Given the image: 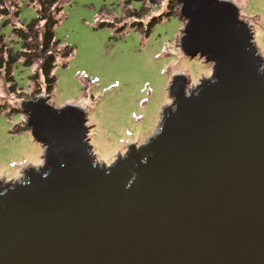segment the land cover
Here are the masks:
<instances>
[{
  "label": "water",
  "instance_id": "water-1",
  "mask_svg": "<svg viewBox=\"0 0 264 264\" xmlns=\"http://www.w3.org/2000/svg\"><path fill=\"white\" fill-rule=\"evenodd\" d=\"M176 1L211 75L172 78L145 145L106 166L83 108L18 105L43 165L0 183V264H264L263 61L232 2Z\"/></svg>",
  "mask_w": 264,
  "mask_h": 264
},
{
  "label": "rangeland",
  "instance_id": "rangeland-1",
  "mask_svg": "<svg viewBox=\"0 0 264 264\" xmlns=\"http://www.w3.org/2000/svg\"><path fill=\"white\" fill-rule=\"evenodd\" d=\"M228 1L249 26L264 67V0ZM58 2L62 12L55 39L72 53L56 60L53 91L47 94L42 85L37 92L29 81L37 72V61L29 69L22 67V60L15 66L13 94L8 93L0 75V183L19 180L27 169L43 165L44 149L30 135L18 107L21 102L47 95L48 104L55 109L66 105L83 108L92 155L109 166L129 146H143L156 134L163 109L172 104L169 87L174 76L184 75L193 88L211 75L210 63L185 58L179 50L185 21L179 17L176 0L144 5L142 20L125 18L126 11L138 12L143 7L132 0ZM1 8L7 15L0 17V33L16 49L19 41L12 35V27L25 26L37 17V0H2ZM168 11L174 16L154 24L146 35L149 21ZM4 22L9 26H3Z\"/></svg>",
  "mask_w": 264,
  "mask_h": 264
},
{
  "label": "trees",
  "instance_id": "trees-1",
  "mask_svg": "<svg viewBox=\"0 0 264 264\" xmlns=\"http://www.w3.org/2000/svg\"><path fill=\"white\" fill-rule=\"evenodd\" d=\"M132 1L142 3L143 7L138 12L131 13L126 11L128 13L127 15L125 13L126 19L134 17L142 20V12L146 8L144 5L156 6L157 3L156 0ZM37 6V17L33 21L25 26L12 27V35L19 41L17 42L18 48L15 49V47L9 45L0 33V75L3 76V83L7 86L9 94H13L17 86L13 71L20 60H22V67L26 69H29L35 63L34 61H37V72L29 76V81H32L37 86V92L42 90L43 85L45 92L49 94L53 91L56 83L53 75L56 60L59 57L66 59L72 53V50H68L67 47L62 49L60 41L55 39L54 29L60 21L59 15L62 12L58 0H37ZM1 7L2 0H0V17H5L7 13ZM14 15L15 18H18V11ZM172 16L174 15L168 11L158 17H153L146 26V35H148L154 24ZM3 26H9V24L4 22ZM131 27H135V24H132Z\"/></svg>",
  "mask_w": 264,
  "mask_h": 264
}]
</instances>
